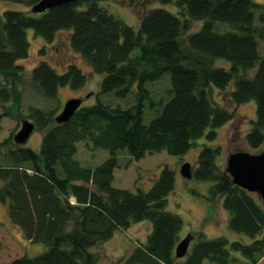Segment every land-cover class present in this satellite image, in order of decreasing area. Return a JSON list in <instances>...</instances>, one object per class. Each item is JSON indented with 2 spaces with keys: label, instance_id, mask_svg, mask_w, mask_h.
I'll return each mask as SVG.
<instances>
[{
  "label": "trees",
  "instance_id": "1",
  "mask_svg": "<svg viewBox=\"0 0 264 264\" xmlns=\"http://www.w3.org/2000/svg\"><path fill=\"white\" fill-rule=\"evenodd\" d=\"M0 1L31 9L40 0ZM107 1L111 0H76L40 14L7 10L0 15L4 81L0 104L11 101L20 110L25 78L33 91L48 99H56L61 87L79 91L87 83V75L75 63H67L59 73L44 59L27 77L18 62L28 57V30L46 45L65 33L62 42L93 73L103 76L100 94L125 97L136 89L130 106L99 101L82 105L63 124L55 122L54 111L29 107L27 118L43 134L39 152L15 144L11 137L0 142V203L7 205L10 221L28 241L47 247L39 256L24 255L9 264H99L91 249L141 222L151 224L152 232L124 264H203L205 260L230 264L235 260L232 252L247 264H259L264 258V208L220 170V147L205 146L199 151L192 178L210 184L205 200L210 205L219 202L228 216L227 229L246 237L248 243L191 233L188 253L176 259L182 219L166 210L175 171L163 168L146 191L114 188L112 181L119 151L134 160L163 150L181 157L196 140L213 141L217 130L234 119L225 103L236 107L255 102V119L244 140L253 150L264 144V59L259 50L264 40V4L176 0L183 17L162 7L142 9L136 30L100 5ZM138 2L147 5L148 0ZM131 3L134 7L135 1ZM193 22L201 23L196 32H191ZM40 55H44L43 47ZM218 59L227 61L229 69L215 67ZM166 73L170 99L145 124V102L156 107L146 84ZM214 91L222 94L224 104L212 97ZM11 113L8 109L0 120ZM81 141L108 151V159L94 169L83 167L75 158Z\"/></svg>",
  "mask_w": 264,
  "mask_h": 264
},
{
  "label": "rangeland",
  "instance_id": "2",
  "mask_svg": "<svg viewBox=\"0 0 264 264\" xmlns=\"http://www.w3.org/2000/svg\"><path fill=\"white\" fill-rule=\"evenodd\" d=\"M133 0H111L101 2L100 5L115 18L122 20L127 25L138 29L140 12L143 9L165 8L170 12L179 15L180 9L175 6L176 0H148L147 5L135 1V6L131 7ZM264 4V0H256ZM7 10L30 11V9L14 3L0 1V15ZM201 26L200 22H193L191 32H196ZM27 37L30 43L28 57L18 62L27 71V77L43 59L48 61L59 73L64 70V66L69 63H75L86 75L87 83L79 91H73L69 87H61L58 91L56 99H48L33 91L28 85V79H24V85L20 87V110L14 108L13 103L9 101L6 104H0V115L4 114L8 109L11 110L9 116L0 120V142L8 138H12L20 130L21 123L27 118L29 107H36L47 111H54L57 116L63 109L64 104L71 98H84L83 106H91L96 102H101L109 106L126 107L135 103V87L125 97H117L113 92L100 94L99 85L103 79L102 75L93 73L91 67L77 54L73 53L66 42H62L65 33L59 34V40L51 44H45L40 37H35L33 32L28 30ZM45 45V46H44ZM44 48V55H40L41 48ZM259 50L264 59V40L260 42ZM215 67L229 69L230 64L218 59ZM256 69L251 70L249 75H253ZM4 85L3 77L0 75V88ZM146 88L151 92L152 101L156 103V107L151 108L149 102H145L144 106V123L148 124L156 118L162 111L163 105L170 99L167 96L170 89V77L166 73L156 82L147 83ZM89 96V97H88ZM88 97V98H86ZM212 97L224 104L222 94L214 91ZM161 103V104H160ZM225 105L234 112V119L223 125L217 130L216 138L208 141L205 137L196 140L193 146L181 157L168 154L166 151L148 154L140 160L132 159L126 151H119L117 159V167L114 170V178L112 186L119 189H128L135 192L138 187L146 191L154 180L158 177L163 168L175 171V184L173 191L167 197L166 210L180 216L182 219V228L180 231L183 239L191 233H203L206 239H213L216 236L215 229L223 226L227 218L226 212L222 209L220 203L210 205L204 198L210 186L209 183L198 182L194 178L185 179L180 175L181 166L185 163L191 165L192 170L196 167V158L199 151L205 147H220L221 153L217 158V164L220 170L226 168V161L230 154L235 152H246L249 154H257L264 149V144L256 150L248 147L244 140V135L251 126V121L255 119V102L251 101L239 106H233L231 103ZM42 132L34 130L25 147L32 148L39 152ZM14 141V140H13ZM78 151L75 156L76 160L86 168L94 169L105 160L108 159L109 153L103 149H92L91 144L86 141L78 142ZM3 182L0 180V187ZM251 194V193H250ZM257 201H260L257 194H251ZM263 206V205H262ZM264 208V207H263ZM147 222L133 224L128 231L118 232L114 239L112 237L105 243L97 245L91 249L99 259V264H124L127 251L131 243L135 239L142 240L148 232ZM206 231V233L204 232ZM228 233L231 231H227ZM227 233V234H228ZM231 234H236L232 233ZM229 241H244L241 235L236 234V239L224 232L220 234ZM192 245V244H191ZM47 250L43 244H35L28 241L22 231L16 227L9 219L7 214V205L0 203V264H9L14 259L22 256L36 257ZM235 260L230 264H247L248 262L238 253L232 252ZM203 264H214L208 260ZM264 264V258L259 262Z\"/></svg>",
  "mask_w": 264,
  "mask_h": 264
},
{
  "label": "water",
  "instance_id": "3",
  "mask_svg": "<svg viewBox=\"0 0 264 264\" xmlns=\"http://www.w3.org/2000/svg\"><path fill=\"white\" fill-rule=\"evenodd\" d=\"M74 1L76 0H40L31 7L30 11L34 14H40L49 9ZM84 100V98H71L67 100L62 111L55 117V122L57 124L68 122L82 106ZM34 130V124L28 120H24L21 123L20 130L13 137L14 143L24 145ZM192 171L191 165L185 163L181 166L179 172L183 178L191 179ZM225 172L230 175L234 185L248 193L257 194L264 207V149L257 154H249L246 152L230 154L226 161ZM191 240L192 238L188 235L179 241L174 250L176 259H181L186 256Z\"/></svg>",
  "mask_w": 264,
  "mask_h": 264
},
{
  "label": "crops",
  "instance_id": "4",
  "mask_svg": "<svg viewBox=\"0 0 264 264\" xmlns=\"http://www.w3.org/2000/svg\"><path fill=\"white\" fill-rule=\"evenodd\" d=\"M227 218H228V216H227ZM227 218H226V220H225V223L223 224V226H219V229L217 230V229H215V233H216V236H220V234H222L223 232L226 234V235H231L233 238H237V237H239V236H236V234H231V232H227V231H229L228 229H227V227H226V222H227ZM142 223V222H141ZM148 223V222H147ZM147 225V227H148V232H147V234L143 237V239L142 240H140V239H135L134 241H133V243H131V245H130V248L128 249V251H127V253H128V255L125 257V259H127L132 253H133V251H134V249L138 246V245H141V244H144L145 242H146V239H147V237L151 234V232H152V226H151V224H146ZM127 231H128V229H127ZM118 232H123V231H117V232H115L114 233V236L118 233ZM205 233H206V231H204ZM228 233V234H227ZM207 234V233H206ZM114 236L112 237V239H114ZM241 237H243L244 238V241L246 242V243H248L249 242V240L246 238V237H244V236H241ZM181 239H183V235L181 234V236H180V240Z\"/></svg>",
  "mask_w": 264,
  "mask_h": 264
}]
</instances>
